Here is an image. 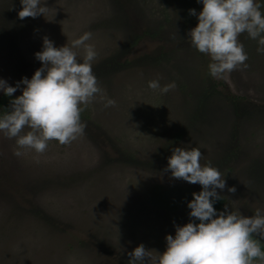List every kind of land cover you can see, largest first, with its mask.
Segmentation results:
<instances>
[{"label": "rangeland", "instance_id": "obj_1", "mask_svg": "<svg viewBox=\"0 0 264 264\" xmlns=\"http://www.w3.org/2000/svg\"><path fill=\"white\" fill-rule=\"evenodd\" d=\"M43 6L44 16L20 19V0H0V78L11 86L30 79L44 36L60 47L90 32L92 71L115 105L97 96L80 114L83 135L67 145L50 140L42 154L15 155V138L0 132V264H128L141 243L153 256L163 252L201 190L166 171L172 149L184 145L225 177L220 211L264 212V53L256 40L242 33L247 67L216 78L210 57L187 38L198 23L189 9L203 7L197 0ZM73 50L83 58L82 46ZM151 80L176 87L161 93Z\"/></svg>", "mask_w": 264, "mask_h": 264}, {"label": "clouds", "instance_id": "obj_2", "mask_svg": "<svg viewBox=\"0 0 264 264\" xmlns=\"http://www.w3.org/2000/svg\"><path fill=\"white\" fill-rule=\"evenodd\" d=\"M20 19L43 15L48 7L45 0H20ZM202 10L189 9V15L198 20L187 33L191 45L210 57L209 75L224 78L225 73L247 67V52L239 41L242 33L258 43L257 52L264 53V11L259 0H197ZM92 37L84 32L72 44L60 47L47 36L42 38V50L35 58L41 62L31 78L22 77L11 86L0 78V92L11 98L7 111L0 115V132L15 138V155L21 149H31L42 154L50 140L67 145L83 135L86 124L81 120L83 106L92 103L97 96L105 100V107L114 106L99 87L92 71L96 58ZM83 47L84 56L78 59L74 48ZM23 85V87H21ZM153 90L167 93L176 87L175 82L161 86L159 80L148 85ZM21 91V95L13 94ZM25 128L30 130L23 132ZM202 153L197 147L184 145L172 149L167 158L166 171L174 179L199 184L201 190L192 193L187 202L189 222L176 225L175 235L165 236L166 248L153 256L143 243L128 253V264H254L258 258L264 264V212L256 209L251 216L230 211L225 205L222 211L214 208L221 199L217 189L226 186L218 168L209 161L200 163ZM234 193L235 187L228 188ZM254 237H259L255 239Z\"/></svg>", "mask_w": 264, "mask_h": 264}, {"label": "trees", "instance_id": "obj_3", "mask_svg": "<svg viewBox=\"0 0 264 264\" xmlns=\"http://www.w3.org/2000/svg\"><path fill=\"white\" fill-rule=\"evenodd\" d=\"M15 96L13 95V98ZM10 99L7 96H3L2 98H0V115H3L6 111L7 108L9 107L10 104ZM224 204V199L221 197L220 200H218L215 204H214V208H216L217 210H221ZM255 239H258L257 237H254ZM260 246L261 249L264 250V245L260 242ZM258 259V258H257Z\"/></svg>", "mask_w": 264, "mask_h": 264}]
</instances>
